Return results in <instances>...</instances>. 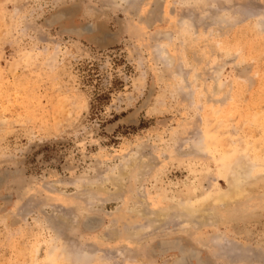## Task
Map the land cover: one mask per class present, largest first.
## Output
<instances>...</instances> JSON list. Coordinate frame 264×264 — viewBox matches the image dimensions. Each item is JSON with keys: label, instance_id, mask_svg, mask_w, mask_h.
Masks as SVG:
<instances>
[{"label": "rangeland", "instance_id": "374dc122", "mask_svg": "<svg viewBox=\"0 0 264 264\" xmlns=\"http://www.w3.org/2000/svg\"><path fill=\"white\" fill-rule=\"evenodd\" d=\"M0 264H264V0H0Z\"/></svg>", "mask_w": 264, "mask_h": 264}, {"label": "bare ground", "instance_id": "6f19581e", "mask_svg": "<svg viewBox=\"0 0 264 264\" xmlns=\"http://www.w3.org/2000/svg\"><path fill=\"white\" fill-rule=\"evenodd\" d=\"M227 198V197H226Z\"/></svg>", "mask_w": 264, "mask_h": 264}]
</instances>
